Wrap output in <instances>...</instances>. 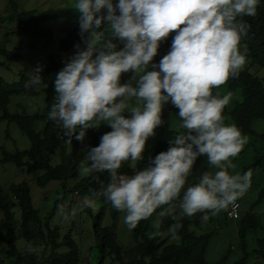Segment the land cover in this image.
<instances>
[{
	"label": "clouds",
	"instance_id": "1",
	"mask_svg": "<svg viewBox=\"0 0 264 264\" xmlns=\"http://www.w3.org/2000/svg\"><path fill=\"white\" fill-rule=\"evenodd\" d=\"M260 3L74 0L83 47L75 45V53L55 74L56 98L46 118L70 143L83 142L89 129L110 127L79 168L82 176L107 173L109 182L74 204L58 203V217L68 222L86 209L95 211L103 198L124 213L129 230L154 213L157 229L170 218L174 223L166 235L173 240L178 239L184 217L205 213L206 221L209 213L225 209L230 220L241 217L238 199L251 186L252 170L243 174L231 170L248 137L236 124L225 122L224 109L234 93L213 90L237 78L245 66L241 41L248 25L242 18L255 16ZM170 33L175 34L169 51L158 64L152 63ZM41 71L37 67L29 72L25 86L40 85ZM129 72L131 77L122 83V74ZM169 103L178 109L181 130L168 140L165 151L138 168L147 141L165 123L162 115ZM200 157L217 170L205 171L198 182L187 185ZM124 163L131 175L119 172ZM234 203L239 205L235 219L228 216Z\"/></svg>",
	"mask_w": 264,
	"mask_h": 264
},
{
	"label": "trees",
	"instance_id": "2",
	"mask_svg": "<svg viewBox=\"0 0 264 264\" xmlns=\"http://www.w3.org/2000/svg\"><path fill=\"white\" fill-rule=\"evenodd\" d=\"M49 18V15L38 16L35 11H19L17 1L9 0V12L0 17V24L17 20L26 34L33 38L44 37L50 41L56 34L54 30L44 27L48 26L44 22ZM242 19L248 25L241 41V50L247 58L246 64L237 78L230 79L213 91L221 95L229 90L234 93V99L224 109L225 122L236 124L248 137L247 144L237 158L246 163L243 172L252 170L251 186L244 194L245 199L249 198L252 189H256L259 190L258 200L248 208L244 198H239L243 211L237 221L227 217V209L216 215L209 213L206 221L202 219L205 213L184 217L180 221L182 227L178 239L175 240L166 235L168 226L174 221L164 218L157 229L154 213L132 229L131 241L123 247L115 229L104 224L107 213L116 219L120 212L101 198L99 202L102 206L96 217H92L91 209L81 213L83 221L89 216L95 219L90 233L97 242L91 248L98 250V264H212L207 259L209 247L212 239L220 235L227 222L235 224L239 245L238 248L229 244L225 246L223 257L217 264H251L252 259L255 264H264V233L259 232L262 223L254 212L264 200V183L257 179L256 172L259 169L264 171V0H261L255 16H245ZM41 23L43 27H40ZM174 34L170 33L161 43L152 63L158 64L160 58L169 51ZM77 44L83 47L79 23L63 30L59 49L68 51L71 57ZM63 66L64 62H61L57 55H52L47 66L39 73L43 80L38 86L26 87L28 75L24 73L20 80L14 83H7L0 76V109L3 111L0 121L15 123L31 141V147L27 150L9 152L3 148L1 162L13 163L28 173L42 172L37 178V184L42 188L51 182H58L62 187L54 207L46 215H42L35 208L31 190L26 183L12 184L8 191H4L0 186V255H4L0 257V264H4L5 259L14 264H81V248L74 238V232L78 231L75 224L77 221H70L66 233L63 226H52L56 205L66 202L69 193H72L74 199L77 196L90 195L109 182L107 173H93L79 179V168L91 147L97 146L100 137L111 131L110 127L102 124L99 128L87 130L84 141L73 140L74 146L68 151V141L62 130L46 118L56 98L53 80ZM131 75V72L122 74L121 82H127ZM41 94L45 95V102L36 104L39 110L37 113L30 114L27 103L17 105L22 109L21 113L9 112V105L16 96L36 98ZM41 106L45 107L43 112H40ZM177 113L178 109L171 103L165 106L162 115L165 123L157 128L156 135L147 141L145 159L138 162V168L146 166L150 158L169 147L168 140L181 130L178 127ZM55 155H58L59 159L54 164ZM205 171L216 170L207 163L206 157H200L193 167L187 185L198 182ZM119 172L131 175L132 169L124 163ZM262 175L264 179V172ZM22 242L25 245L21 246ZM29 247L33 249L32 252L27 251Z\"/></svg>",
	"mask_w": 264,
	"mask_h": 264
},
{
	"label": "rangeland",
	"instance_id": "3",
	"mask_svg": "<svg viewBox=\"0 0 264 264\" xmlns=\"http://www.w3.org/2000/svg\"><path fill=\"white\" fill-rule=\"evenodd\" d=\"M18 3L19 11H35L38 16L49 15L51 18L42 23L40 27H47L54 30L55 37L53 40L48 41L44 37L33 38L31 35L26 34L22 30V25L17 20L7 21L0 24V76L7 83H14L20 80L22 73L28 75L29 72L34 71L37 67L44 69L52 55H57L61 62L67 61L70 57L68 51H62L59 49V40L63 36V30L67 27L73 26L79 23V19H75L74 15L79 12L73 8L74 0H16ZM9 12V0H0V17L5 16ZM43 90H41L42 92ZM45 95L41 94L36 98H29L25 96H16L13 103L9 105V112L12 114L21 113L22 109L17 107L18 104L27 103L30 114L37 113L39 111L36 104L45 102ZM23 105V104H22ZM26 107V108H27ZM44 106H41L40 112H43ZM3 111L0 109V117H2ZM130 115L128 113H125ZM74 146V142H67V150L71 151ZM31 147V141L27 135H25L20 128L15 124L8 121H0V186L4 191H8L12 184L26 183L33 198L35 208H37L42 215H46L55 205V201L62 192L61 184L58 182H51L45 188L40 187L37 184V178L43 174L28 173L27 171L18 168L13 163H2V149H6L9 152H15L17 150L23 151ZM58 155L54 156L53 163L58 162ZM84 161V160H83ZM82 161V162H83ZM81 162V163H82ZM235 168L232 172L243 173L245 164L241 159L237 158L233 160ZM81 166V164H80ZM217 170V169H215ZM257 172V179L263 181V169H259ZM83 177L80 174L79 179ZM70 185V184H69ZM264 185V184H263ZM258 191L252 189L249 193V198H244L245 206L249 208L251 204L258 200ZM72 193H69L66 202H71L72 199L76 203ZM83 197V196H81ZM71 198V199H70ZM72 201V203H73ZM97 210L92 212V217L100 212L101 203ZM254 212L259 217L261 227L260 233H264V200L261 202ZM124 213L120 212L116 219L112 218L110 213H107L104 218V224L112 226L118 235L119 243L126 247L128 241H131L132 230H129L123 220ZM89 216L87 220L83 221L81 214H77L71 220L77 221L78 231L74 232V238L79 243L82 254L81 264H98L99 253L96 248L91 246L96 245L97 240L90 233L95 219ZM2 216L0 215V221ZM70 220V221H71ZM70 221L64 222L57 215L53 218L51 225H61L65 228L64 233L67 232ZM235 224L233 222H227L224 229L220 232V235L212 239V244L209 247L207 259L212 264H217L222 259L223 249L225 246L232 245L233 248H238L239 239L235 234ZM226 236V237H225ZM21 246L25 245L23 242ZM1 248V245H0ZM0 257H4L3 254ZM4 264H14L5 259ZM255 260L252 259L251 264H255Z\"/></svg>",
	"mask_w": 264,
	"mask_h": 264
},
{
	"label": "built area",
	"instance_id": "4",
	"mask_svg": "<svg viewBox=\"0 0 264 264\" xmlns=\"http://www.w3.org/2000/svg\"><path fill=\"white\" fill-rule=\"evenodd\" d=\"M238 210H239V205L238 203H234L230 206L229 210H228V216L230 218H237L238 217Z\"/></svg>",
	"mask_w": 264,
	"mask_h": 264
}]
</instances>
